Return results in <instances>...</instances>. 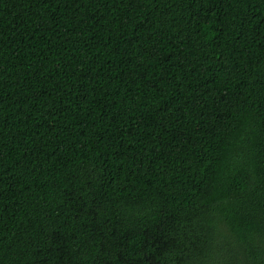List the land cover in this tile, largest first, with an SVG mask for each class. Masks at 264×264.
Masks as SVG:
<instances>
[{
  "label": "trees",
  "instance_id": "1",
  "mask_svg": "<svg viewBox=\"0 0 264 264\" xmlns=\"http://www.w3.org/2000/svg\"><path fill=\"white\" fill-rule=\"evenodd\" d=\"M0 264H264V0H0Z\"/></svg>",
  "mask_w": 264,
  "mask_h": 264
}]
</instances>
